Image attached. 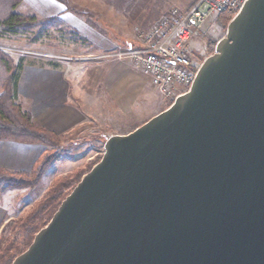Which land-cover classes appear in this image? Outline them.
Returning a JSON list of instances; mask_svg holds the SVG:
<instances>
[{
    "label": "water",
    "instance_id": "95a60500",
    "mask_svg": "<svg viewBox=\"0 0 264 264\" xmlns=\"http://www.w3.org/2000/svg\"><path fill=\"white\" fill-rule=\"evenodd\" d=\"M123 135L12 264H264V0Z\"/></svg>",
    "mask_w": 264,
    "mask_h": 264
},
{
    "label": "crops",
    "instance_id": "0c3cea01",
    "mask_svg": "<svg viewBox=\"0 0 264 264\" xmlns=\"http://www.w3.org/2000/svg\"><path fill=\"white\" fill-rule=\"evenodd\" d=\"M29 1V0H23ZM99 8L96 13L105 16L99 20L107 32V45L115 48L102 50L98 62L71 64H23L18 84V101L32 119L60 136L79 130L99 119L129 115L139 116L145 110V90L152 86L149 78L136 62L119 58L118 53L133 42L131 31L135 26L146 28L158 20L170 7L188 9L195 0H81ZM35 11L47 18L64 21L92 41L94 35L81 22L66 12L56 0H34ZM104 19V20H103ZM121 32L119 36L110 34ZM122 35V36H121ZM127 42L124 49L116 48ZM100 43V42H99ZM104 47V48H103ZM153 87V86H152ZM154 88V87H153ZM161 105V104H160ZM151 117V116H150ZM149 117V118H150ZM47 147L0 140V168L12 171H30L34 161ZM4 195V194H1ZM7 206L0 202V231L9 220Z\"/></svg>",
    "mask_w": 264,
    "mask_h": 264
},
{
    "label": "rangeland",
    "instance_id": "374dc122",
    "mask_svg": "<svg viewBox=\"0 0 264 264\" xmlns=\"http://www.w3.org/2000/svg\"><path fill=\"white\" fill-rule=\"evenodd\" d=\"M62 1L65 2V5L60 1L58 2L64 5L66 12H68L70 16L79 20L81 26L94 35L97 41H92L77 31L80 36L88 41V44L82 46L71 43L66 35L61 33L59 29H75L66 22L60 21L61 19L56 20L53 18L54 21L49 25L46 31L47 38L45 41L32 45L26 41L23 36L10 39H0V50L8 54L14 63L17 64L34 63L44 65L49 64L51 61L64 62L63 57L74 56L80 57V59H73L68 61V63L70 62L71 64L81 65L98 62L97 58L83 60L82 58L86 55L92 54L99 56L102 50L106 51L110 50V48H115L112 45H107L105 46V49H102L101 45L107 44V39L109 38L106 37L107 32L104 31L102 24L104 26L106 25L101 23V21L99 23V20L105 17L96 14L100 10L99 8H92L91 4L81 0ZM66 7L74 9V12L84 13L87 16L86 18H81L73 11L67 10ZM18 11L23 14L36 15L41 19H49L35 11L34 0H29L28 2L24 1V3L22 0L21 5L18 7ZM203 27V32L196 34L190 42L191 51L196 50L195 57L192 55V60L195 64L197 63L200 65L207 56L211 55L209 54V46L214 45L215 48L217 41L219 42V40L224 37L227 25L225 27L221 20H217L215 23V31L212 32L210 27L206 24ZM119 33L122 34L117 31H112L110 34L119 36ZM131 33L133 34V30ZM134 38L135 36L133 34V41ZM126 43L127 42H123L116 48L124 49ZM205 47L208 49L207 52L205 51ZM145 91V98L147 100L145 106L147 107H144L145 110L142 114H139V116L132 114L108 120L99 119L89 123L87 126H84L79 130L70 132L63 137L61 136L60 145L57 148L50 147V150H52L51 152L55 155V159L45 167L42 179L36 186L14 188L7 190L3 193L4 195L0 194V202L7 206L9 218L15 221L24 216L33 207L34 202L47 191L50 187L51 181L59 176L67 174L72 176L73 182L69 189L72 187L74 188L78 183H76V181L79 176L80 181L81 177L99 162L104 151L103 143H105L108 137L111 135L127 134L149 120L152 116H155L169 107L168 104L170 101L160 96L151 85H149ZM46 149H49V147Z\"/></svg>",
    "mask_w": 264,
    "mask_h": 264
},
{
    "label": "trees",
    "instance_id": "16d2710c",
    "mask_svg": "<svg viewBox=\"0 0 264 264\" xmlns=\"http://www.w3.org/2000/svg\"><path fill=\"white\" fill-rule=\"evenodd\" d=\"M58 1L65 5L64 1ZM21 3L22 0H0V39L23 36L32 45L45 41L46 31L54 19H41L36 15L20 13L18 7ZM66 9L74 12L69 7ZM74 13L81 18L87 16L84 13ZM220 20L226 27L228 19L220 17ZM59 31L73 44H88L73 29L60 28ZM213 48L214 45L209 46V54H212ZM195 54H191V57H195ZM49 65L57 66L51 62ZM22 66L23 64L14 63L8 54L0 50V140L39 144L49 149L38 156L28 172L0 168V194L14 188L36 186L42 179L45 167L55 159L50 147L57 148L61 141L60 135L37 124L30 111L24 110L19 103L17 84ZM72 182L73 177L68 174L55 178L24 216L15 221L9 219L4 224L0 231V264H12L14 258L26 250L34 235L49 222L62 200L70 193Z\"/></svg>",
    "mask_w": 264,
    "mask_h": 264
},
{
    "label": "built area",
    "instance_id": "2783aa9c",
    "mask_svg": "<svg viewBox=\"0 0 264 264\" xmlns=\"http://www.w3.org/2000/svg\"><path fill=\"white\" fill-rule=\"evenodd\" d=\"M247 0H195L186 10L170 9L146 28L135 26L134 41L127 49L117 54L136 62L147 76L155 91L170 101L169 105L186 93L199 70L191 57L190 42L203 32L206 24L215 31L220 17L230 22ZM98 58L88 54L83 60ZM80 57H63L64 61Z\"/></svg>",
    "mask_w": 264,
    "mask_h": 264
},
{
    "label": "flooded vegetation",
    "instance_id": "af4514ba",
    "mask_svg": "<svg viewBox=\"0 0 264 264\" xmlns=\"http://www.w3.org/2000/svg\"><path fill=\"white\" fill-rule=\"evenodd\" d=\"M205 51H206V52L208 51L207 47H205ZM194 53H196V50H192V51H191V54H194Z\"/></svg>",
    "mask_w": 264,
    "mask_h": 264
}]
</instances>
